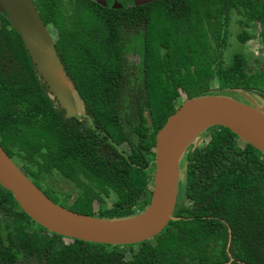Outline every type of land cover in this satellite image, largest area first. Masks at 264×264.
Here are the masks:
<instances>
[{
    "label": "trees",
    "instance_id": "16d2710c",
    "mask_svg": "<svg viewBox=\"0 0 264 264\" xmlns=\"http://www.w3.org/2000/svg\"><path fill=\"white\" fill-rule=\"evenodd\" d=\"M32 2L53 29L55 52L84 116H63L0 13V147L50 200L72 211L109 218L143 209L154 134L185 98L228 88L264 97V66L247 68L243 51L229 62L222 55L230 14L253 12L264 23L261 0H194L181 9L164 7V0L134 8ZM127 50L139 59L131 69ZM205 131L183 154L177 218L135 244L50 232L0 186V264H223L229 234L230 264H264V154L226 127ZM57 177L70 191L55 192Z\"/></svg>",
    "mask_w": 264,
    "mask_h": 264
},
{
    "label": "water",
    "instance_id": "95a60500",
    "mask_svg": "<svg viewBox=\"0 0 264 264\" xmlns=\"http://www.w3.org/2000/svg\"><path fill=\"white\" fill-rule=\"evenodd\" d=\"M104 4L103 0H96ZM151 0H132L135 5ZM112 3L113 8L120 5ZM0 13L18 33L44 90L65 118L84 116V104L65 73L53 39L32 0H0ZM51 27V26H50ZM221 91V92H220ZM185 98L154 134L151 188L140 211L121 217H97L72 211L50 200L0 147V186L33 221L50 232L82 241L135 244L151 238L177 217L180 164L186 148L206 128L220 125L264 154V104L239 88Z\"/></svg>",
    "mask_w": 264,
    "mask_h": 264
},
{
    "label": "flooded vegetation",
    "instance_id": "af4514ba",
    "mask_svg": "<svg viewBox=\"0 0 264 264\" xmlns=\"http://www.w3.org/2000/svg\"><path fill=\"white\" fill-rule=\"evenodd\" d=\"M62 3L64 5L68 4L70 0H61ZM90 1H94L95 3L101 5V6H108L110 8H113L112 3L116 2L118 3L120 6L117 8H120L121 6L124 7H137L140 5H149V4H154L157 1H163V0H151V1H147L145 3L142 4H138L135 5L132 0H103L104 4L97 2L96 0H90ZM165 2L161 3L162 5H164V7H167L169 9H181V8H186L189 5H192L194 0H191L189 2H187V0H164ZM264 6V0H261ZM115 3V4H116ZM253 12H247L246 14L243 13V17L242 18H236L235 13L230 14L229 19V24H230V34L228 37L232 36V34L235 35L236 41L243 47L242 43H246V42H250V41H256L258 46L262 47L264 49V40L262 37V33H263V28H264V23L262 22H257L254 18H253ZM47 29L49 32H52V34H54L53 29L50 27V24H47ZM238 32H246L245 34H248L243 40H239L236 37V34ZM54 41V40H53ZM241 49V48H240ZM128 51V50H127ZM245 55V54H244ZM124 56H126V64L128 65V68L131 69V66H135L136 62L139 61L138 59V55L136 53V51L132 50V51H128L125 52ZM127 58H131L133 60L132 64L129 62V60H127ZM260 58L264 59V56H260ZM261 59V60H262ZM257 66H262V64H258ZM264 66V65H263ZM83 118V117H82ZM81 119V118H79ZM85 122L87 123V120L85 119ZM230 232V231H228ZM229 244H230V234L227 237V242L225 244V251L227 254V260L226 262H224L223 264H230V262L233 260L232 256L230 255L228 249H229ZM243 245H245L243 243ZM222 264V263H221Z\"/></svg>",
    "mask_w": 264,
    "mask_h": 264
},
{
    "label": "rangeland",
    "instance_id": "374dc122",
    "mask_svg": "<svg viewBox=\"0 0 264 264\" xmlns=\"http://www.w3.org/2000/svg\"><path fill=\"white\" fill-rule=\"evenodd\" d=\"M50 34H51L52 39H53L54 34H52V32H50ZM242 44H243V47L236 41L234 34H232V36L228 37L227 45L223 49V53H222V55L224 54V56H225L226 62H229L232 53H234L236 51H243L245 54V57H246L247 68L252 69V66H257L258 64L264 65V59L260 58V56H262V57L264 56V49L262 47L258 46L256 41H250V42H246V43H242ZM127 60H129V62L132 64L133 60L131 58H127ZM220 92L218 91L217 93H220ZM254 97H255L256 103H258V104L263 103L264 104V97H262L261 95L256 94V93H254ZM205 130H207V128ZM205 130H203L201 132V134L203 135L202 137L205 136V132H206ZM198 137L199 136H197L192 141L191 146L194 145L196 142H198ZM201 140H203V139H201ZM122 146H124V145L122 144ZM150 169L152 170V167ZM53 186H54L53 188L55 189V192H58V193L61 191H68V190L70 191V189H71V185H68V183L65 182L64 180H62L60 177H57L56 180H54ZM75 193H76L75 191L71 192V195L68 198V201L70 199H72V196L75 195ZM57 196L62 198V195H57ZM106 204H108V203H106ZM65 206H66V204H65ZM62 240L65 242L69 241L66 238H62ZM21 264H23V263H21Z\"/></svg>",
    "mask_w": 264,
    "mask_h": 264
}]
</instances>
